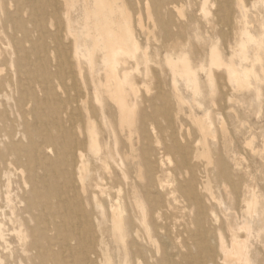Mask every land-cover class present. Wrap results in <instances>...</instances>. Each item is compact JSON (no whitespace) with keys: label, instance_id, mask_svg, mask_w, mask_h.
<instances>
[{"label":"bare ground","instance_id":"bare-ground-1","mask_svg":"<svg viewBox=\"0 0 264 264\" xmlns=\"http://www.w3.org/2000/svg\"><path fill=\"white\" fill-rule=\"evenodd\" d=\"M259 2L0 0V264H264Z\"/></svg>","mask_w":264,"mask_h":264},{"label":"rangeland","instance_id":"rangeland-1","mask_svg":"<svg viewBox=\"0 0 264 264\" xmlns=\"http://www.w3.org/2000/svg\"><path fill=\"white\" fill-rule=\"evenodd\" d=\"M256 8H257V10H258V9H263V8H264V3H262V2L257 3ZM182 9H183V10L181 11V13H178V16L181 17V19L184 20V18H185L184 16L187 15V14H189L190 11H191V9L188 8V7H184V8H182ZM205 10L207 11V14L201 12V13H199V17H200L201 19H203V21H205V20H213V19L215 18V17H214V12H215L216 9H215L214 7H212L210 1H209V2L207 3V5L205 6ZM142 12L144 13V10H142ZM182 15H183V16H182ZM218 31H219V29H218ZM258 85H259V88H260V95L258 96V95L256 94V92L254 91V92L252 93V99H253L254 102H256V103L261 102V104H262V109H263V112H264V81L258 83ZM153 87H154V86H152V88H153ZM209 95H210V94H209ZM216 95H217V93H215V94L213 95V98H215ZM211 98H212V97H211Z\"/></svg>","mask_w":264,"mask_h":264}]
</instances>
